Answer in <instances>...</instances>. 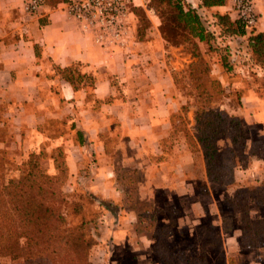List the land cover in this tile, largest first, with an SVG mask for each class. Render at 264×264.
Wrapping results in <instances>:
<instances>
[{
    "label": "crops",
    "instance_id": "0c3cea01",
    "mask_svg": "<svg viewBox=\"0 0 264 264\" xmlns=\"http://www.w3.org/2000/svg\"><path fill=\"white\" fill-rule=\"evenodd\" d=\"M25 1L0 0V103L5 100L17 113L20 125L26 121L31 130L26 146L52 142L47 126L55 122L68 130L56 139L65 146L71 175L79 171L80 161L109 162L97 168L96 175L104 181L93 186V191L115 207L107 212L109 225L114 226V242H131L134 227L124 226L133 225L139 215L127 205V187L113 182L117 176L112 162L116 160L121 167L131 166L139 173L141 202L162 203L166 208L183 204L186 211L194 202L206 203L210 190L206 169L198 177L195 155L185 141L172 138V118L183 107L174 74L186 68L175 57L178 48L158 34L146 41L102 45L68 13L64 3L45 5L28 15L23 11ZM189 1L196 7L201 4L200 0ZM254 1L259 15L257 32H264V0ZM213 10L235 20L233 0ZM72 66L86 76L77 89L56 72V68ZM87 77L93 84L86 82ZM95 102L100 106H94ZM247 102L253 108L264 107L260 97ZM110 144L115 145L114 151ZM145 238L139 241L144 243ZM131 250L135 251L133 264H153L150 242ZM110 255L105 252L107 258Z\"/></svg>",
    "mask_w": 264,
    "mask_h": 264
},
{
    "label": "rangeland",
    "instance_id": "374dc122",
    "mask_svg": "<svg viewBox=\"0 0 264 264\" xmlns=\"http://www.w3.org/2000/svg\"><path fill=\"white\" fill-rule=\"evenodd\" d=\"M69 1L64 5L66 6ZM125 8V12L115 19L114 24L106 29H103L102 25H96V30L104 35L109 34L108 38L112 41L134 43L150 40L154 34L162 36L164 29L173 37L174 42L180 44L168 42L170 46L178 48L177 51L174 50L179 53V55H175L177 61L186 65L184 70L174 74L183 107L181 112L172 118L174 125L172 138L178 141L181 139L188 145L195 155V171L200 177L201 171L206 169V165L203 152L195 136L196 111L200 107L207 106L204 99L198 98L197 93L195 94L196 82H192L190 77L189 67L197 59L192 57L188 49H185L184 38L181 37L180 31L176 37L174 36L176 32L175 34L173 31L170 33V29L173 27L170 18L173 10L167 8L164 2L132 0L131 3L125 4ZM254 10L256 12L255 1ZM234 13H236L235 20H239L235 7ZM212 14L205 15L207 23L213 24ZM256 14L259 20V15L257 12ZM209 27L210 30L218 33V30L212 25ZM116 29L121 32V36L118 39H113L110 33ZM251 30L257 31L258 27L248 29V31ZM197 45L209 68L205 75L202 69L197 72L200 78L205 80L207 77L209 80L206 82V86L211 87L213 99L208 105L214 110L224 111L230 116L239 118L245 124L247 146L244 152L248 154L253 141L262 140L264 142V107L253 108V105L248 106L247 102L248 98L256 97H260L264 101V67L255 64L251 51L247 48L246 40L240 38H219L217 41H211L209 45L205 43H197ZM225 64L228 66L226 65V67ZM191 92L193 94H190ZM5 102L4 100V103H0V182L7 183L10 180H17L24 170V164L32 156L38 159L42 169L49 174L57 173L54 159L58 162H66L67 165L63 154L65 146H60L56 139L58 134L68 133L67 128L54 122L47 126V130L49 129L52 133V142L48 140L43 143L33 141V146H26L25 141L28 140L31 130L28 129L26 121L20 125L17 113L12 111ZM94 106L99 107L100 102H95ZM252 109L255 112H250ZM253 114L257 116V119L250 118L249 121L247 117ZM22 125L24 127L21 128ZM111 125L116 127L117 122L111 121ZM69 133L74 134L73 132ZM113 140L110 138L111 143ZM229 147L231 148V143L228 137L218 140L217 148L220 154ZM109 149L114 151L115 145L110 144ZM248 155L246 159L242 157L238 163L232 161L234 169L232 185L221 187L209 182L210 190L207 189L209 196H206V203L194 202L195 206L191 205V207H187L188 209L186 208L188 211L182 208V206L185 207L183 204H175L171 208H166L162 206V203L150 206L146 202L139 201L137 193L139 173L134 171L131 166L121 167L120 160L112 162L115 165L117 176L113 177V182L117 181L127 187L129 190L127 205L139 214L137 222H134L133 225L127 223L124 226L130 230L131 226L134 227V231L131 232V242L129 240L128 242L113 241L111 234L114 226L109 225L111 218L107 217V212L114 211L115 207L109 199L105 200L99 192L93 191V186L97 188L104 181L96 175L97 168L106 167L109 162L90 159L80 161L77 174L71 175L67 167V176L62 185L67 202L63 207L67 224L74 226L81 221V216H76L73 213L70 206L72 203L83 205V217L86 220L94 218V221L88 225L89 233L97 241V245L92 250L94 264H133L135 251L132 252L131 249L133 247L142 249L144 246H148L149 242L152 246L153 264H164L160 256L165 255L168 251L159 247V244L173 248L174 252H181L188 259L195 258L198 263L201 261L199 255L205 254L207 264H264V237L261 239L260 245L256 247H249L243 243L241 233L243 213L240 212V209L233 212L228 203V200L234 198L239 190L257 187L264 180V148L258 155ZM201 160H203L202 164ZM221 170L223 173V166ZM226 173L227 171L223 174ZM201 204H206V206L203 205V208ZM249 215L254 221L264 220V206L252 203ZM224 218H228V220L224 222ZM145 235L148 240L145 238L144 243L139 241L140 237ZM154 245L158 247L160 255L154 253ZM105 252L107 255L111 254L109 258L105 256ZM179 257L178 253V257L175 259L180 261ZM1 264L20 263L12 262L6 258L1 260ZM181 264H185V262L183 261Z\"/></svg>",
    "mask_w": 264,
    "mask_h": 264
},
{
    "label": "trees",
    "instance_id": "16d2710c",
    "mask_svg": "<svg viewBox=\"0 0 264 264\" xmlns=\"http://www.w3.org/2000/svg\"><path fill=\"white\" fill-rule=\"evenodd\" d=\"M44 1L49 7H57L68 0ZM158 1L164 2L167 8L173 10L170 17L173 27L170 33L176 32L174 35L176 37L180 31L181 37L184 38L185 49L197 59L189 67L190 77L192 82H196L195 94L197 93L198 98L204 99L207 107H200L196 111L195 136L203 152L208 180L211 184L221 187L230 186L234 182L232 161L238 163L242 157L246 159L248 154V156L260 154L264 142L253 141L249 153L246 154L245 124L239 118L228 115L227 112L209 107L208 104L213 99L211 87L206 86L209 80L207 77L204 80L197 74L202 69L205 75L209 68L197 43L209 45L211 41H217L219 38L246 40L255 64L264 67V32L248 31L241 21L233 20L228 13L222 14L213 10L214 7L223 6L225 0H200L199 7L189 0ZM206 14H212L213 24L207 23ZM209 25L216 28L218 33L210 30ZM162 36L167 42L180 45L174 42L173 37L164 29ZM56 72L75 89L86 77L81 74L77 66L56 68ZM86 82L93 84L88 77ZM224 137L229 138L231 148L220 154L217 142ZM63 154L65 155L64 151ZM219 160L221 162H218ZM54 165L57 173L49 174L42 169L38 159L32 156L24 164V170L17 180L0 182V264L1 260L6 258L20 264H94L92 250L97 245V241L88 231V225L94 221V218L86 220L83 217V205L72 203L70 206L73 213L81 216V221L74 226H68L63 212V207L67 204L66 195L62 190L68 169L66 162H58L56 159ZM222 166L223 173L227 171L226 174L222 173ZM228 203L233 212L240 209L243 213L244 218L241 223L243 243L249 247L259 246L264 237V220H252L249 210L252 203L264 206V180L257 187L239 190L234 198L228 200ZM227 220L228 218H224L223 221ZM159 247L168 250L165 255L160 256L164 264H181L183 261L185 264H207L205 254L199 255L201 261L198 263L195 258L188 259L181 252H174L173 248L166 245L159 244ZM153 251L159 254L155 245ZM178 253L180 261L175 259Z\"/></svg>",
    "mask_w": 264,
    "mask_h": 264
},
{
    "label": "built area",
    "instance_id": "2783aa9c",
    "mask_svg": "<svg viewBox=\"0 0 264 264\" xmlns=\"http://www.w3.org/2000/svg\"><path fill=\"white\" fill-rule=\"evenodd\" d=\"M132 0H70L65 8L68 13L78 20L83 29L92 33L95 40L102 45L119 44L123 41L110 40L109 34L104 35L96 30V27L102 25L103 29L114 24L115 19L125 12V4ZM44 0H26L23 5V11L28 15H34L43 6ZM235 10L239 20L248 29H252L258 22V16L254 10V0H233ZM99 22H101L99 24ZM97 25V26H96ZM121 32L116 29L111 34L113 39L120 38Z\"/></svg>",
    "mask_w": 264,
    "mask_h": 264
}]
</instances>
